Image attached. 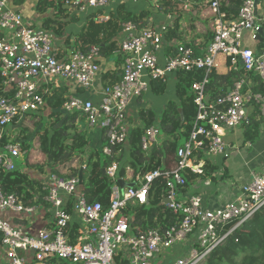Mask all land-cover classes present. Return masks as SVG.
<instances>
[{
	"label": "built area",
	"instance_id": "built-area-1",
	"mask_svg": "<svg viewBox=\"0 0 264 264\" xmlns=\"http://www.w3.org/2000/svg\"><path fill=\"white\" fill-rule=\"evenodd\" d=\"M118 1L63 0V4L76 14L97 13L96 21L103 23L109 17L102 10ZM175 1L187 4V0ZM221 1L209 2L213 35L203 55L196 57L190 48L177 45L174 55L161 62L159 55L165 44L162 34L150 25L141 27L127 22L116 51L122 59L121 79L101 90L98 101L70 91L61 106L64 114L77 113L89 129L104 133L106 143L101 153L110 156L114 147L125 145L130 130L137 127L129 122L128 110L149 92L151 82L166 83L169 75L178 72H203V78L190 86L196 116L188 139L177 149L175 169L138 175L135 186L122 189L117 183L119 164L112 162L104 169L105 176L114 183L106 210L101 203L87 200L80 191L78 177L49 173L43 200L50 208L53 226L35 234L25 233L1 217L3 212L27 216L35 211V206H24L15 195L0 192V264H154L161 250L172 248L193 234L195 246L170 264H198L229 234H222L224 226L230 222L235 223L234 228L241 225L264 205V171L252 174L237 198L219 208L205 207L198 195L188 197L186 202L176 200L175 187L185 185L180 172L189 169L202 174V165L194 164V152L205 147L206 157H226L225 133L249 122L248 107L256 97L250 90L253 82L247 77L235 82L215 101L206 95L208 75L218 67V59L228 62L229 71L241 67L247 74L253 73L264 87V50L253 52L243 43L247 33L252 42H258L262 31L259 0H243L234 20L227 19ZM60 54L48 31L26 25L11 0H0V77L2 92L7 93L0 96V137L15 120L22 121L28 114L46 110L47 94L62 84L82 92L94 90L103 70L100 48L91 46L86 52L71 49L61 57ZM163 139L160 128L150 126L141 137V150L148 155ZM88 154L86 149L82 158ZM20 156V144L8 143L0 151V168L13 171ZM162 175L167 177V208L181 215L179 224L164 231L131 230L124 214L126 205L145 204L150 184ZM204 183L208 185L209 180Z\"/></svg>",
	"mask_w": 264,
	"mask_h": 264
},
{
	"label": "trees",
	"instance_id": "trees-1",
	"mask_svg": "<svg viewBox=\"0 0 264 264\" xmlns=\"http://www.w3.org/2000/svg\"><path fill=\"white\" fill-rule=\"evenodd\" d=\"M189 9L183 3L175 0H156L158 10L162 14L174 18L173 25L165 32L164 39L167 42L176 41L179 45L190 48L194 56L203 55L204 50L212 39L213 15L209 10L210 0H193ZM243 0H222L221 9L228 20L237 17ZM55 6L57 13L65 15V10L60 0H38L37 12L43 13L51 6ZM195 13V15H193ZM149 19L148 12L131 14L120 6L110 18L103 23L96 21V13L87 17L86 26L76 35L72 43V50L86 52L91 46L100 48L102 56H110L118 64L122 59L116 53L117 44L114 38L122 31L127 22H133L141 27L146 26ZM75 21L74 18L71 22ZM181 21L188 22V28L180 27ZM196 22H204L206 31L204 34L194 33L193 25ZM64 23L59 26L52 23L44 30L62 35ZM262 31L264 32L263 28ZM260 40V39H259ZM262 41V43H261ZM259 44L263 45V40ZM70 44V43H69ZM68 44V45H69ZM263 51L262 49L258 52ZM59 52V51H58ZM62 55L60 54V57ZM228 62L224 61V70L213 69L208 75L209 83L206 87V95L210 101H215L224 95L232 85L247 77L255 83L251 89L254 93L264 96V87L260 80L252 73L247 74L240 67L237 71L228 70ZM177 81L174 86V99L169 100L162 111L156 113L153 110L140 109L138 119L140 124L130 130L125 145L113 148L110 156H104L101 150H91L83 159L82 155L89 146L86 130L83 128L85 121L77 113L64 114L61 106L68 94V87L61 85L50 91L46 96L47 109L40 113L28 114L22 121L15 120L19 125L16 139L7 134L6 129L0 137V151L8 143H19L21 156L19 164L11 172L0 168V192L15 195L24 206H34L42 202L46 190L37 180L31 178L26 169L51 174L66 178L78 177L82 170V185L79 186L82 194L89 202L101 203L104 210L109 206L110 188L114 184L103 175V170L112 162L119 164L117 183L122 180L128 184L136 185V177L143 176L156 169L162 173L170 172L177 166V149L188 139L196 116L194 95L190 90L193 81L201 80L204 73L201 71L178 72L175 74ZM121 78L113 71H107L102 75V84L112 85ZM150 89L154 96H163L167 91V82H151ZM81 91V90H78ZM79 94V92L77 93ZM6 96L2 92L0 77V96ZM252 103V102H251ZM254 113L249 117L247 125L243 129V146L253 145L259 138L261 126V112L259 106L253 101ZM257 108V111H255ZM179 110L182 112V119ZM47 113L43 121V115ZM257 116L260 118L257 119ZM129 122H132L130 118ZM150 126H158L164 136L162 143L153 148L146 155L140 146L141 137L145 129ZM102 145L106 143L102 132ZM206 148L194 152V164L203 161L202 174H195L189 169L180 172L185 180L184 186H176L177 196L186 194L189 187L197 181H212L217 166L212 164L205 156ZM36 160V161H35ZM130 171V177L128 172ZM168 193L167 177L164 175L156 178L148 192L147 202L138 204L129 202L124 214L130 221V229L143 231L146 229H160L162 231L171 226L178 225L181 215H175L167 208L166 196ZM69 212H71L69 208ZM234 222L224 226L222 234L229 233L223 242L212 250L202 264H264V205L241 225L234 228ZM230 231V232H229ZM77 235V231H75ZM1 243V235H0ZM54 264H69L66 261H54Z\"/></svg>",
	"mask_w": 264,
	"mask_h": 264
},
{
	"label": "crops",
	"instance_id": "crops-1",
	"mask_svg": "<svg viewBox=\"0 0 264 264\" xmlns=\"http://www.w3.org/2000/svg\"><path fill=\"white\" fill-rule=\"evenodd\" d=\"M57 2V0H54ZM37 2L38 0H11L12 7L19 11L26 25L44 29L50 24L54 23L56 26L64 23L65 28L62 35H56L51 31H48L51 35L52 42L54 47L63 54L69 52L68 46H70L75 40L76 35L86 26L88 15L92 14H76L71 8H68L63 4V0H60L62 8L65 10V15L61 16L57 13L56 7L51 6L46 9L43 13L37 12ZM191 5V4H190ZM122 7L125 12L131 14H140L142 12H148L149 19L147 20L146 26L150 25L156 29L159 33L162 34L164 40V48L162 53H160V61L163 62L164 58L173 56L177 45L176 41L167 42L164 39L165 32L169 27L173 25L174 18L170 15L162 14L158 9L155 8L154 0H119L117 3L111 4L102 10V14L107 15L109 18L114 14L118 7ZM97 16V13H96ZM258 16L261 20L262 28L264 30V0L258 1ZM74 18L75 21L71 22V19ZM182 24L180 25V27ZM122 33L120 32L115 38L114 42L118 44L122 39ZM264 32L261 40H263ZM258 39V42H252L249 39V34H245L243 43L246 48L253 52H258L259 50H264V41L263 45L259 44L261 41ZM70 43V44H69ZM262 43V41H261ZM69 44V45H68ZM117 51V49H116ZM102 74L94 85V90L91 92H82L78 91L80 89L76 87H68V93H71L85 97L91 98L94 101H98L100 97V91L103 90L106 86L102 84V75L107 71H113L115 75L120 76L122 74L121 65H118L113 58L110 56H102ZM218 70H224V60L222 58L218 59ZM121 79V78H120ZM177 81L176 75L171 74L168 77L167 82L171 83V86L167 87V91L163 96H154L151 89L146 95L138 100L136 104L130 106L128 110V115L131 121L136 124L138 127L140 121L138 119V111L140 109L153 110L158 113L162 111L165 104L174 99V86ZM256 87L253 83L252 88ZM170 89V90H169ZM251 92L256 97L253 101L255 105L259 106V111L261 112V126L259 138L255 144L250 145L246 144L243 146V129H238L235 131L226 132L224 136V141L226 143V149L228 155L226 157H207L212 164L217 166L215 173L213 174L214 179L209 181L208 185H205L204 181H197L191 185L186 194H181L177 196L176 200L179 202H186L192 195H198L201 197L202 203L207 208H219L233 202L239 192L241 187L247 184L251 175L264 171V96L259 93H254L250 88ZM79 92V94H77ZM163 98L161 100L160 98ZM161 101H163L161 103ZM252 101V103H253ZM250 103L248 110L250 116L254 113V105ZM257 111V108L256 110ZM46 115H43V121L45 120ZM260 117L257 116V119ZM131 123V122H130ZM92 134L90 138H93L96 145L90 147L88 146V153L91 150L100 149L102 145V132L99 129H91ZM89 139V136H88ZM90 140V139H89ZM200 164L203 166L204 162L200 161ZM26 173L33 179L40 182L45 190L48 184V171L43 173H38L33 170L26 169ZM35 211L30 215L22 214H13L10 212H3L1 217L5 220L12 222L17 227L21 228L23 232L28 234H35L41 229H51V213L49 206L42 199V202L34 205ZM38 206L39 208H37ZM196 234L190 236L187 240L182 243L174 245L172 248L161 250L160 254L155 258L154 264H170L175 259L185 256L190 248L195 246ZM1 260V258H0Z\"/></svg>",
	"mask_w": 264,
	"mask_h": 264
},
{
	"label": "rangeland",
	"instance_id": "rangeland-1",
	"mask_svg": "<svg viewBox=\"0 0 264 264\" xmlns=\"http://www.w3.org/2000/svg\"><path fill=\"white\" fill-rule=\"evenodd\" d=\"M194 3V1L193 0H187V4H185V6L189 9V7H190V4H193ZM193 15H195V13L193 14ZM180 24H182V26H181V28L183 29V30H185L186 28H188V22L187 21H181V23ZM193 31H194V33H199V34H204L205 33V31H206V26L204 25V22H196L194 25H193ZM63 85V84H62ZM168 86H171V83L170 82H167V87ZM172 87V86H171ZM170 90V89H169ZM161 100H163V98L161 97L160 98ZM163 101H161V103H162ZM45 115H47V113H45ZM18 126L19 125H16V124H13V125H10V126H8V128L6 129V132H7V134H9L10 136H11V138H13L14 140H17L16 139V135H17V130H18ZM83 128L86 130V133H87V135L89 136V146L90 147H92V146H94V145H96L95 143H94V140H93V138H90L91 137V134H92V131H91V129H89L86 125H84L83 126ZM100 150V149H99ZM215 157H212L211 159H214ZM36 161V160H35ZM16 162V164H18V165H20L19 164V160H16L15 161ZM37 208H39L38 206H36ZM198 264H202V262H200V263H198Z\"/></svg>",
	"mask_w": 264,
	"mask_h": 264
},
{
	"label": "water",
	"instance_id": "water-1",
	"mask_svg": "<svg viewBox=\"0 0 264 264\" xmlns=\"http://www.w3.org/2000/svg\"><path fill=\"white\" fill-rule=\"evenodd\" d=\"M262 36H263V31H260V33H259V39L260 40H261ZM71 48H72V44L70 46H68V50L70 51ZM179 112H180L181 119H182L183 117H182L181 110H179ZM103 175H105L104 170H103ZM78 179H79V185L81 186L82 185V170L79 173ZM119 186L123 189L124 187H126V188L132 187V186H134V184H128V183L123 182L122 180H119ZM165 202L167 203L168 201L166 200Z\"/></svg>",
	"mask_w": 264,
	"mask_h": 264
}]
</instances>
